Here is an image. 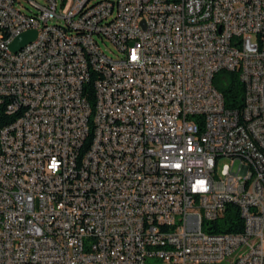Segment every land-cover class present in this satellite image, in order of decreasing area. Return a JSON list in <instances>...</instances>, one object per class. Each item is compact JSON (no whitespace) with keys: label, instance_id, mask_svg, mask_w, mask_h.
<instances>
[{"label":"built area","instance_id":"built-area-1","mask_svg":"<svg viewBox=\"0 0 264 264\" xmlns=\"http://www.w3.org/2000/svg\"><path fill=\"white\" fill-rule=\"evenodd\" d=\"M260 81L264 0H0V264H264Z\"/></svg>","mask_w":264,"mask_h":264},{"label":"trees","instance_id":"trees-1","mask_svg":"<svg viewBox=\"0 0 264 264\" xmlns=\"http://www.w3.org/2000/svg\"><path fill=\"white\" fill-rule=\"evenodd\" d=\"M226 78V83L222 81ZM214 85L223 93L225 98L226 107H237L242 105V99L244 96V86L239 81L237 73H231L223 71L215 76ZM85 92L88 94L91 101L94 100V92L92 84L85 87ZM5 117V123H11L14 118ZM243 220L238 214L236 208L231 206L228 208L226 215L218 221L209 224H205V231L212 233H240L243 230Z\"/></svg>","mask_w":264,"mask_h":264},{"label":"water","instance_id":"water-1","mask_svg":"<svg viewBox=\"0 0 264 264\" xmlns=\"http://www.w3.org/2000/svg\"><path fill=\"white\" fill-rule=\"evenodd\" d=\"M37 37L36 31H30L26 34L19 36L12 44V51L18 52L22 50L25 46L32 43Z\"/></svg>","mask_w":264,"mask_h":264},{"label":"rangeland","instance_id":"rangeland-1","mask_svg":"<svg viewBox=\"0 0 264 264\" xmlns=\"http://www.w3.org/2000/svg\"><path fill=\"white\" fill-rule=\"evenodd\" d=\"M24 4H27L26 2H24ZM101 47L102 49L107 53V55H109L110 57H116L114 54H116V50L115 47L110 43V42H106V43H102L100 41ZM231 162L228 159H222L219 163V172L222 173L223 168L227 165H230Z\"/></svg>","mask_w":264,"mask_h":264},{"label":"bare ground","instance_id":"bare-ground-1","mask_svg":"<svg viewBox=\"0 0 264 264\" xmlns=\"http://www.w3.org/2000/svg\"><path fill=\"white\" fill-rule=\"evenodd\" d=\"M260 88H264V81H260Z\"/></svg>","mask_w":264,"mask_h":264}]
</instances>
